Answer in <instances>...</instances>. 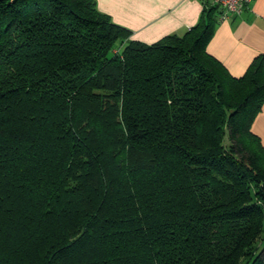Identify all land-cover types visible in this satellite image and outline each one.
Returning a JSON list of instances; mask_svg holds the SVG:
<instances>
[{
  "label": "trees",
  "instance_id": "1",
  "mask_svg": "<svg viewBox=\"0 0 264 264\" xmlns=\"http://www.w3.org/2000/svg\"><path fill=\"white\" fill-rule=\"evenodd\" d=\"M202 1L145 45L94 0H0V264H264V58L231 77Z\"/></svg>",
  "mask_w": 264,
  "mask_h": 264
},
{
  "label": "crops",
  "instance_id": "2",
  "mask_svg": "<svg viewBox=\"0 0 264 264\" xmlns=\"http://www.w3.org/2000/svg\"><path fill=\"white\" fill-rule=\"evenodd\" d=\"M97 10L145 45L183 37L205 16L202 0H94ZM207 53L233 78L242 77L256 57L264 58V0H253L239 15L216 23ZM264 149V104L251 126Z\"/></svg>",
  "mask_w": 264,
  "mask_h": 264
},
{
  "label": "built area",
  "instance_id": "3",
  "mask_svg": "<svg viewBox=\"0 0 264 264\" xmlns=\"http://www.w3.org/2000/svg\"><path fill=\"white\" fill-rule=\"evenodd\" d=\"M253 0H207L212 6L220 9L219 21L223 22L231 17L239 16Z\"/></svg>",
  "mask_w": 264,
  "mask_h": 264
},
{
  "label": "rangeland",
  "instance_id": "4",
  "mask_svg": "<svg viewBox=\"0 0 264 264\" xmlns=\"http://www.w3.org/2000/svg\"><path fill=\"white\" fill-rule=\"evenodd\" d=\"M234 92H235V94H237V92H236V91H232V92H231V94H232V93L234 94Z\"/></svg>",
  "mask_w": 264,
  "mask_h": 264
}]
</instances>
